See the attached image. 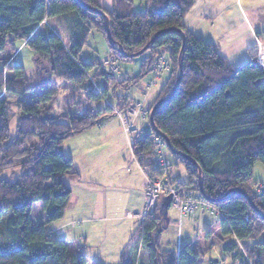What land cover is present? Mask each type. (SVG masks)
Instances as JSON below:
<instances>
[{
    "label": "trees",
    "instance_id": "obj_1",
    "mask_svg": "<svg viewBox=\"0 0 264 264\" xmlns=\"http://www.w3.org/2000/svg\"><path fill=\"white\" fill-rule=\"evenodd\" d=\"M111 1V8L105 9L98 0H0V53L7 50L12 57L16 44L29 47L38 71L44 72L45 64L64 87L85 90L90 105L105 99V90H96L89 76L99 61L88 63L82 54L92 32L105 38L107 57L120 62L136 57H124L118 47L135 53L154 37L139 55L147 54L140 72L130 77L137 84L155 69L160 49H167L170 71L163 85L151 104L139 101L148 106V119L156 102L170 94L181 56V80L153 114L155 128L180 153L171 154L166 147L174 159L172 166L182 164L188 176L184 184L177 176L174 182L198 190L201 180L205 199L219 210L218 240L234 237L222 248L231 264H264V218L239 191L264 215V190L252 186L254 166H264V68L253 52L244 64L232 66L215 45L187 31L182 21L195 0H140L144 5L140 10L133 9L135 0ZM56 18L61 19L66 42L48 24ZM179 32L185 36L182 50ZM6 61L0 58V264H88L76 243L51 237L46 226L63 217L71 195L65 177L72 172V161L62 143L112 115L113 108L100 105L90 113L92 105L82 106L81 98L76 109L55 112L50 105L55 89L35 93L26 101L32 86L24 68ZM93 76L116 75L97 70ZM8 95L16 98L19 109L13 135ZM120 104L122 109L134 105L128 98ZM148 127L133 154L150 170L151 136L157 133L149 121ZM12 167L19 171L5 177L3 173ZM38 202L44 219L34 225L32 208ZM147 218L122 251L121 264H199L200 251L194 245L180 246L175 254L162 246L168 219L160 204ZM141 248L145 261L138 256Z\"/></svg>",
    "mask_w": 264,
    "mask_h": 264
},
{
    "label": "crops",
    "instance_id": "obj_2",
    "mask_svg": "<svg viewBox=\"0 0 264 264\" xmlns=\"http://www.w3.org/2000/svg\"><path fill=\"white\" fill-rule=\"evenodd\" d=\"M98 2L111 8V0ZM182 24L193 36L215 45L232 66L244 64L251 52L264 53V0H195ZM162 76L164 82L167 74ZM62 149L72 161V172L65 177L71 195L63 217L49 226L48 233L55 231L57 238L76 243L88 264H121V253L139 228L137 218L126 213L142 207L149 168L142 167L128 149L127 136L113 114L67 138ZM111 156L116 162H110ZM252 186H264L263 165L254 166ZM40 210L38 224L44 219ZM203 212L196 210L191 221L204 219ZM207 234L211 241L217 231ZM226 244L220 243V249Z\"/></svg>",
    "mask_w": 264,
    "mask_h": 264
},
{
    "label": "rangeland",
    "instance_id": "obj_3",
    "mask_svg": "<svg viewBox=\"0 0 264 264\" xmlns=\"http://www.w3.org/2000/svg\"><path fill=\"white\" fill-rule=\"evenodd\" d=\"M140 0H135L133 4L134 10L143 9V3ZM49 26L56 31L61 38L66 42L68 41V37L62 28L61 19L56 18L48 22ZM16 48L18 49L15 55L10 57V52L6 50L5 53H0V58H6L7 62H12L13 65H22L24 68L25 75L28 79L29 85L32 86L31 90L26 93L24 99L29 101L30 98L35 93H40L42 91H46L49 89H55L56 95L54 99L50 102L51 107L55 112H64L68 107L70 110L76 109L79 106V100L83 98L82 106H91L90 113H94L100 105L103 107L106 105V102L110 104L112 107H115L118 111L122 113H126L127 110L133 106H128L124 110L121 108L123 103L128 98L130 101L139 102L143 101L146 105L151 104L160 87L163 85V76H156L153 80L154 84L148 86L150 80L155 76V70H152L148 75H145L138 83L134 85L132 84L131 76L137 75L141 70V63L145 56H138L134 58L131 62H120L115 61L116 68L119 72L112 73L116 75L113 79L102 78V76H93L94 71H106L108 72L107 65L104 63L108 56V46L105 38L96 32H92V34L88 38L87 45L83 48V57L84 60L88 63H93L95 60H98L99 65H96L89 72L90 80L95 81V83L99 84L100 89H104L105 99L102 102L88 105L85 102L86 94L85 90H77L72 89L69 90L67 86L64 87V81L59 77H51L48 72L47 66L43 65L45 68L43 71H38L35 64V55L34 52L27 46L22 44H16ZM160 52L165 56L166 50L164 48L160 49ZM102 62L104 64H102ZM1 68V62H0ZM111 73V72H110ZM103 80V82H102ZM127 84V85H126ZM129 84V87H127ZM127 87V88H126ZM9 108H10V132L11 135L15 132V124L19 117V109L17 108V100L15 97L8 95ZM100 109V108H99ZM114 115V114H113ZM124 117V116H123ZM117 118V117H116ZM137 119L135 125L137 127H141L142 124H148V117H145L141 120ZM142 123V124H141ZM127 148V147H126ZM129 149V147H128ZM128 151V150H127ZM169 159L174 163V159L171 155L168 154ZM111 163L116 162V157H109ZM19 171L18 167H12L7 169L3 174L5 177L11 178L12 172L15 174ZM173 173L177 176V181L179 183H186L188 181L187 173L182 164H174L172 166ZM14 174V175H15ZM15 178V177H14ZM120 191V189H119ZM256 191L259 189L256 188ZM41 202L35 203L32 208L33 215V223L34 225L38 224L40 218L39 215L41 213ZM133 212V211H131ZM204 219L195 223L191 221V216H184L179 219L177 212L171 207L167 208V221L165 224V229L162 232V246L166 249H169L174 254L177 250V245L183 246L185 244L194 245L195 248L200 251L199 264H231L230 257L228 254L223 252L220 249L219 244L223 242H231L232 238L228 237L224 240H218L217 235L213 236V240H208V234H213L217 231L219 233V215L216 212H203ZM137 226L141 227L149 221L147 217H140L135 220ZM54 223V222H53ZM52 224V223H51ZM50 224V225H51ZM50 225L46 226V230L49 232ZM52 237L57 238L56 232L52 231L50 233ZM56 236V237H55ZM138 256L140 259L145 261L146 251L142 250V248L138 252ZM97 262L99 259H95ZM217 261V262H216ZM104 263V262H103ZM105 264V263H104Z\"/></svg>",
    "mask_w": 264,
    "mask_h": 264
},
{
    "label": "built area",
    "instance_id": "obj_4",
    "mask_svg": "<svg viewBox=\"0 0 264 264\" xmlns=\"http://www.w3.org/2000/svg\"><path fill=\"white\" fill-rule=\"evenodd\" d=\"M264 39V36L262 37ZM260 39L256 40L257 44H260ZM165 53V52H164ZM166 54V53H165ZM259 64L264 68V53H258L256 55ZM157 64L155 67V76L150 80L148 86L154 84L153 80L156 76L168 75L170 67L166 62V56L159 52L157 57ZM107 65V71L111 73L119 72L116 68L115 61L109 57L104 62ZM102 62V64H104ZM103 82V80H102ZM92 86L100 91L99 84L91 80ZM108 104V102H106ZM133 107L127 108L126 113L118 111L113 108V114L120 122L122 131L126 134L128 139L129 150L133 152L135 143L143 137L149 130L148 124H143L141 127H137L134 123L135 120H141L148 117V106L145 107L142 102H135ZM124 116V117H123ZM152 149L150 154L151 169L145 175L144 185V202L139 211H128L126 216L129 218H140L152 215L163 197L170 195L169 207L174 209L179 219L184 216L192 215L196 210L200 209L204 212H216L219 215V210L216 206L210 204L205 197L196 189L181 188L178 183L174 182L176 175L172 171V161L168 157L165 142L163 138L158 135H152ZM257 189L263 190L264 186Z\"/></svg>",
    "mask_w": 264,
    "mask_h": 264
},
{
    "label": "water",
    "instance_id": "obj_5",
    "mask_svg": "<svg viewBox=\"0 0 264 264\" xmlns=\"http://www.w3.org/2000/svg\"><path fill=\"white\" fill-rule=\"evenodd\" d=\"M104 16V18H105V28H106V34H107V38H108V40L110 41V42H112V39H111V36H110V33H109V30H108V19H107V17L105 16V15H103ZM180 33V35H181V50L183 49V47H184V44H185V36H184V34L182 33V32H179ZM154 40V37L150 40V42H152ZM150 42H148L143 48H141L139 51H137V52H135V53H131V54H127V53H124L119 47H118V49H119V51H120V53L124 56V57H137V56H139L141 53H143L146 49H148V47H149V45H150ZM178 69H179V74H178V76H177V79H176V81H175V84L173 85V87H172V89H171V92H170V94L166 97V98H163V99H160L159 101H157L156 102V104L153 106V108L151 109V111H150V114H149V125H150V127L152 128V130L154 131V132H156L157 134H160L161 136H162V138L164 139V142H165V144H166V147L168 148V150L170 151V153L171 154H176V153H178V152H176L174 149H172L171 148V146H170V143H169V141H168V139L163 135V134H161L156 128H155V126H154V123H153V114H154V112H155V110H156V108L163 102V101H165V100H167L168 98H170L173 94H174V92H175V90H176V88H177V86H178V84H179V82H180V80H181V76H182V61H181V56H179L178 57ZM178 154H180V153H178ZM190 162H192V163H194L195 165H196V163L195 162H193L190 158H188V157H186ZM198 190H199V192L204 196V191H203V188H202V183H201V180L199 179L198 180ZM241 193H243L244 195H245V197L248 199V201H249V203H250V205L264 218V215L262 214V213H260V211H258L256 208H255V206H254V204H253V202H252V200L249 198V196L244 192V191H242V190H239ZM170 195H167V196H165V197H163V199H162V202L160 203V208L162 209V210H164V213H166V211H167V208H168V205H169V202H170ZM215 201H217V200H215Z\"/></svg>",
    "mask_w": 264,
    "mask_h": 264
},
{
    "label": "clouds",
    "instance_id": "obj_6",
    "mask_svg": "<svg viewBox=\"0 0 264 264\" xmlns=\"http://www.w3.org/2000/svg\"><path fill=\"white\" fill-rule=\"evenodd\" d=\"M168 207H169V205H168Z\"/></svg>",
    "mask_w": 264,
    "mask_h": 264
}]
</instances>
